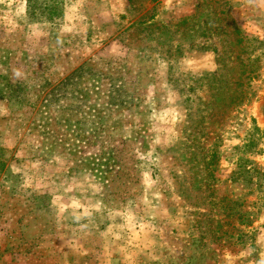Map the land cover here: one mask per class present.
<instances>
[{"label": "rangeland", "instance_id": "obj_1", "mask_svg": "<svg viewBox=\"0 0 264 264\" xmlns=\"http://www.w3.org/2000/svg\"><path fill=\"white\" fill-rule=\"evenodd\" d=\"M0 264H264V0H0Z\"/></svg>", "mask_w": 264, "mask_h": 264}]
</instances>
